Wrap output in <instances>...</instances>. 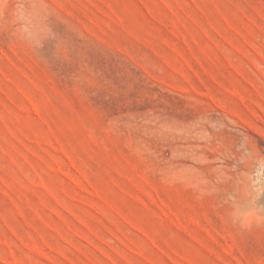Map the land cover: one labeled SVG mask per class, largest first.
<instances>
[{
	"label": "rangeland",
	"instance_id": "obj_1",
	"mask_svg": "<svg viewBox=\"0 0 264 264\" xmlns=\"http://www.w3.org/2000/svg\"><path fill=\"white\" fill-rule=\"evenodd\" d=\"M0 264H264V0H0Z\"/></svg>",
	"mask_w": 264,
	"mask_h": 264
}]
</instances>
